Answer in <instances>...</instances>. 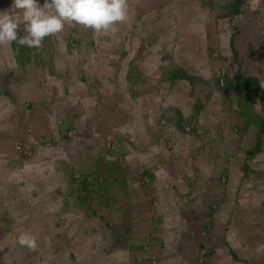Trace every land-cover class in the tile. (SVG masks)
<instances>
[{"label": "rangeland", "instance_id": "obj_1", "mask_svg": "<svg viewBox=\"0 0 264 264\" xmlns=\"http://www.w3.org/2000/svg\"><path fill=\"white\" fill-rule=\"evenodd\" d=\"M4 1L0 0V6H4L1 5ZM157 1L160 3L159 10L164 3L173 4L174 9L182 14L186 9L185 18L181 15L176 19V26L184 29L183 40L195 35L198 48L199 40L204 42L206 37L205 49L209 59L203 57V60L208 66L199 72L211 74L212 80L218 79L219 89L216 91L223 104L224 117L217 128L213 125L211 131L195 127L197 122L194 127L196 133L207 137V140H215L214 135L218 136L223 145H218L219 148L228 152L233 160V164L228 165L229 159L221 158L219 148L214 147V161L218 160L222 168L216 172L218 176L214 171L205 175L207 178H220L217 186L223 191L210 193L204 215L194 227L197 228L199 244L193 248L197 264H205L206 258L211 256L209 231L214 222L220 228L218 231L229 239L225 245L240 258L237 264H264V168L251 167L243 151L246 143L243 142L237 150L231 144L232 136L243 141L242 132L247 127L243 126L245 121L239 115L242 108L236 101L235 89L240 82L224 89L225 78L237 79L238 69L244 74L256 72L264 81V0H246L242 12L236 16L229 15L225 8L228 0ZM201 2L203 7L199 6ZM201 14L203 19L200 22ZM234 26L238 27L234 40L239 64L233 62L228 46ZM75 29L72 28L63 43L73 57L71 63L77 62V48H80ZM169 40L173 43L171 38ZM49 49L28 48L22 55H17L8 44L0 45V264H110L104 262L105 253L111 245L122 247V244L129 247L127 254L139 264H157V247L150 238L139 236L134 240L125 232L126 227L135 234L143 216L132 214L131 210L122 216L104 214L103 209L100 211L95 207L92 193L96 190L101 194L104 190L99 178L130 177L129 171L127 175L118 162L105 167L98 160L92 163V157L97 156L101 145L106 152H117L116 138L106 134L109 113L94 110V117L88 116L90 120L86 118V125L96 126L99 132L93 136L92 144L96 151L88 150L87 154H83L84 158L80 159L77 167V162L71 163V156L77 157L71 154L72 147L79 155L83 152L81 149H86L74 133L76 123L78 126L82 121L75 117V108L70 109L74 105L69 97V88L62 85L55 87L57 77L49 75L54 73L51 67L56 59L53 50ZM166 50L170 51V47ZM160 59L170 65L173 62L169 53H162ZM166 70L161 71L162 79L169 74ZM86 74L79 69L74 76L86 82ZM5 79L8 82H4ZM59 79L62 80V77ZM254 103L255 99L252 110L261 114L260 105ZM228 115H234L236 122L228 119ZM113 116L117 122L124 119L121 113ZM184 131L192 132L191 124H185ZM162 136V144L171 148L172 139ZM63 150L70 156V161H62ZM245 163L248 166L246 174L242 170ZM238 172L240 184L236 191L227 194V181ZM132 177L138 178V182L147 189L149 182L146 183L144 178L148 175ZM73 178L77 180L70 184ZM148 191L143 197L151 200L155 193ZM222 205H226L227 209L218 216ZM107 223L110 225L106 229ZM24 231L36 236L38 247L35 251L19 245L18 236ZM221 253L219 257L227 264L226 249Z\"/></svg>", "mask_w": 264, "mask_h": 264}, {"label": "crops", "instance_id": "obj_2", "mask_svg": "<svg viewBox=\"0 0 264 264\" xmlns=\"http://www.w3.org/2000/svg\"><path fill=\"white\" fill-rule=\"evenodd\" d=\"M12 3L13 0H5L0 10L19 14L11 8ZM40 3L42 4L43 0H40ZM128 4L129 19L125 23L117 24L115 31L96 32L69 22L65 24L62 32L44 38L41 47H49L56 57L54 66L51 67L54 73L49 75L57 77L55 87L62 85L69 88V97L74 105L70 109L75 108V117H79V122L82 121L81 125L77 121L79 125L76 123L74 133L77 139L81 140L80 143L86 145V149H81L83 152L80 155L76 148H71V154L77 157L70 158L64 149L61 151L62 161L68 162L71 159V163L77 162V167L80 165V159L84 158L83 154H87L88 150L96 151L92 144L93 136L99 132L96 126L86 125L85 120L94 117V110L97 113H109L106 134L116 138L117 152H106L101 145L97 156L92 157L95 156L92 154L89 157H92L93 164L98 160L103 167L118 162L125 173L129 171L130 177L99 178V184H102L104 190L101 194L96 190L92 193L95 207L100 211L103 209L104 214L122 216L121 214L131 210L132 214L143 216L135 234L126 227L125 232L134 240L139 236L150 238L152 244L157 247V264H197L193 248L199 244L197 228L194 227L204 215L210 193L223 191L217 186L220 178H207L205 175H210L213 171L216 173L222 168V164H218V160L214 161L213 158L214 147L218 149V145L223 146L222 142L216 135L215 140H207V137L203 138L202 134H197L195 130L197 127L211 131L213 125L217 128L224 117L223 104L216 91L219 88L210 78L212 75L199 72L208 66L203 60V57L209 59L205 49L206 37L204 42L199 40L198 48L195 45V35H189V38L183 40L184 29L176 26V19L181 15V18H185L186 9L182 14L180 10L174 9L173 4L164 3L163 8L159 10L160 3L157 0H128ZM185 4L186 2L182 4L183 7ZM199 6L204 5L201 2ZM199 18L201 22L203 15ZM72 28H77L76 38L80 41L75 63L70 62L73 57L63 44ZM230 37L231 35L229 39ZM169 47L170 51L167 52L166 48ZM5 49L8 51V48ZM165 52L171 54V60L173 58L171 65L163 63L160 59V55L166 54ZM175 67L208 81L210 87H207V93L200 88L194 93L187 80H173L170 74L164 79L161 78L162 70L170 73ZM79 69L87 72L86 82L74 76ZM251 75L260 79L256 72ZM59 77H62V80ZM260 83L264 88V81L260 79ZM198 103L199 109L196 108ZM254 104L261 107L257 98ZM261 112L259 115H264L262 107ZM115 113H121L124 119L115 121ZM239 115L241 116V113ZM178 118L181 119L180 123ZM228 119L236 122L234 115H228ZM195 122L197 124L194 127ZM187 123L192 127L190 133L184 131V125ZM245 130L242 132L243 141L232 136L231 144L236 150L243 142L246 143L243 151L255 143L258 130L256 124L249 123ZM162 135L172 139L171 148L162 144ZM218 151L221 152V158L227 161L229 159L228 165L233 164L228 152L223 151L222 147ZM249 163L253 169L264 168V141L261 151L249 159ZM138 174L149 176L147 189L138 182V178L132 177ZM234 176L227 181V194L236 191L240 184L239 172ZM75 179L73 178L70 184H74ZM148 189V193H155L151 200L143 197ZM225 209L226 205H222L218 209V216H221ZM216 223L214 222L209 231L211 256L206 258L205 264H224L225 260L219 257L223 249H226L227 259L229 258L226 263L237 264L238 261L233 259L231 250L225 245V241L229 242L228 237L218 231L220 228ZM109 225L107 223L105 228ZM127 247L124 244L122 247L111 245L105 253L104 262L139 264L138 260L127 254Z\"/></svg>", "mask_w": 264, "mask_h": 264}, {"label": "clouds", "instance_id": "obj_3", "mask_svg": "<svg viewBox=\"0 0 264 264\" xmlns=\"http://www.w3.org/2000/svg\"><path fill=\"white\" fill-rule=\"evenodd\" d=\"M9 10L0 11V45L15 42L28 48H40L45 37L63 31L74 22L96 32L115 31V26L129 19L128 0H13ZM23 24L24 35H20ZM18 243L31 251L38 247L34 234L24 231Z\"/></svg>", "mask_w": 264, "mask_h": 264}, {"label": "trees", "instance_id": "obj_4", "mask_svg": "<svg viewBox=\"0 0 264 264\" xmlns=\"http://www.w3.org/2000/svg\"><path fill=\"white\" fill-rule=\"evenodd\" d=\"M246 0H228V2L225 4V8H227V11L230 15H238L242 12V6L245 3ZM23 24L20 26V35H24L23 32ZM233 28L234 32L231 34V37L229 39V47L232 54V59L234 63L239 64V53L237 48L235 47V40L234 35L238 31V27L234 26ZM11 45L12 50L17 55H22L25 50L28 49L26 46H20L13 42ZM238 78H230L226 77V85L224 89H228L231 87V85L234 82H240L236 90V101L237 105L242 108L241 110V116L243 117L244 126L248 127L249 123L253 122L258 124V130L256 132L255 136V143L254 145L247 149L245 152L246 160L252 159L257 153H259L263 146L264 141V115H259L258 113L254 112L252 110V104L254 102V99L257 98L259 103L261 104L262 110L264 112V88L262 87L260 80L257 76L251 75V74H244L241 72L240 69H238ZM171 78L174 79H185L187 80L192 88V91L195 93L196 89L200 88L202 90H205L207 93V89L210 87V83L203 79L202 77L192 75L184 71L183 69L179 67L173 68L172 71L169 73ZM215 85L218 86V79L214 80ZM6 81V79L4 80ZM208 87V88H207ZM5 94H8V92L5 90ZM196 108L199 109V103L196 105ZM259 119V121H258ZM180 123V120L179 119ZM247 164L245 163L242 170L243 173H247ZM231 254L233 256V259L236 261H241L240 258L231 250ZM242 262H246L245 260H242Z\"/></svg>", "mask_w": 264, "mask_h": 264}, {"label": "built area", "instance_id": "obj_5", "mask_svg": "<svg viewBox=\"0 0 264 264\" xmlns=\"http://www.w3.org/2000/svg\"><path fill=\"white\" fill-rule=\"evenodd\" d=\"M144 181H145L146 183H148V182H149V178H148V177L144 178Z\"/></svg>", "mask_w": 264, "mask_h": 264}]
</instances>
